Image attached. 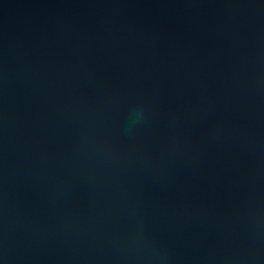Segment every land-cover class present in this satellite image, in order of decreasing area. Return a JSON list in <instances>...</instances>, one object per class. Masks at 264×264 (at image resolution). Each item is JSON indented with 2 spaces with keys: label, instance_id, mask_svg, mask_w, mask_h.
Masks as SVG:
<instances>
[{
  "label": "water",
  "instance_id": "1",
  "mask_svg": "<svg viewBox=\"0 0 264 264\" xmlns=\"http://www.w3.org/2000/svg\"><path fill=\"white\" fill-rule=\"evenodd\" d=\"M0 264H264V0H0Z\"/></svg>",
  "mask_w": 264,
  "mask_h": 264
}]
</instances>
